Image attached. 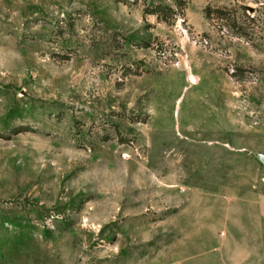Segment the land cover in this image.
Returning <instances> with one entry per match:
<instances>
[{
  "label": "rangeland",
  "instance_id": "1",
  "mask_svg": "<svg viewBox=\"0 0 264 264\" xmlns=\"http://www.w3.org/2000/svg\"><path fill=\"white\" fill-rule=\"evenodd\" d=\"M263 157L264 0H0V264H257Z\"/></svg>",
  "mask_w": 264,
  "mask_h": 264
},
{
  "label": "crops",
  "instance_id": "2",
  "mask_svg": "<svg viewBox=\"0 0 264 264\" xmlns=\"http://www.w3.org/2000/svg\"><path fill=\"white\" fill-rule=\"evenodd\" d=\"M256 203L257 204L259 203L260 205L264 206V195L260 196V200L259 201L257 200ZM255 220H256V218H255ZM257 220H260V221L264 220V212L260 213ZM263 236H264V234H262V233L260 234V236L258 235V240H257L258 244L255 245V247H256L255 250H253V251L245 250L246 252H255L257 254H260V256H259L260 260L258 261L257 264H264V242L262 243V237Z\"/></svg>",
  "mask_w": 264,
  "mask_h": 264
},
{
  "label": "water",
  "instance_id": "3",
  "mask_svg": "<svg viewBox=\"0 0 264 264\" xmlns=\"http://www.w3.org/2000/svg\"><path fill=\"white\" fill-rule=\"evenodd\" d=\"M191 79H192L193 81H195V76H192ZM262 159H263V161H264V157H263Z\"/></svg>",
  "mask_w": 264,
  "mask_h": 264
},
{
  "label": "bare ground",
  "instance_id": "4",
  "mask_svg": "<svg viewBox=\"0 0 264 264\" xmlns=\"http://www.w3.org/2000/svg\"><path fill=\"white\" fill-rule=\"evenodd\" d=\"M195 80H196V78H195Z\"/></svg>",
  "mask_w": 264,
  "mask_h": 264
}]
</instances>
